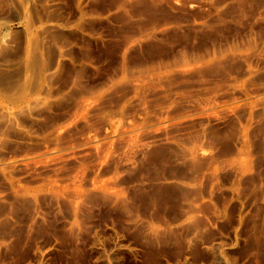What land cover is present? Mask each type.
Here are the masks:
<instances>
[{"label": "rangeland", "instance_id": "obj_1", "mask_svg": "<svg viewBox=\"0 0 264 264\" xmlns=\"http://www.w3.org/2000/svg\"><path fill=\"white\" fill-rule=\"evenodd\" d=\"M0 264H264V0H0Z\"/></svg>", "mask_w": 264, "mask_h": 264}]
</instances>
